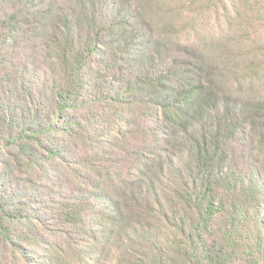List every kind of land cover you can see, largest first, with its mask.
<instances>
[{"label": "trees", "instance_id": "16d2710c", "mask_svg": "<svg viewBox=\"0 0 264 264\" xmlns=\"http://www.w3.org/2000/svg\"><path fill=\"white\" fill-rule=\"evenodd\" d=\"M256 1L262 16L264 0ZM8 5L0 10V59L18 32L11 27L21 24L18 13L48 14L29 8V0ZM74 19L67 12L63 24L46 17L50 29L36 27L48 38L54 79L44 83L47 89L37 88L38 96L29 92L25 104L35 113L28 123L11 117L9 128L19 122V132L6 138L15 158L8 170L24 179L20 191L0 194V264L5 249L26 264L41 257L47 258L43 264H93L101 255L113 257V264H264V97L219 95L200 76L189 84L172 82L152 69L123 85L126 68L135 64L129 37L116 39L118 28H112L111 43L92 32L78 46ZM120 42V51L109 55L106 47ZM252 52L246 71L255 64L260 81L262 47ZM99 59L121 78L102 86V69L96 75L94 68ZM6 78L0 79L4 85ZM94 91L98 100L91 99ZM5 100L0 95L4 125L2 116L12 110ZM178 128L180 148L168 152L162 147L171 141L161 142V133ZM137 131L143 143L125 160L110 161ZM247 131L256 135L249 137L253 146L258 140L252 149L257 160L240 164L230 158V143ZM81 145L86 154L75 162Z\"/></svg>", "mask_w": 264, "mask_h": 264}, {"label": "rangeland", "instance_id": "374dc122", "mask_svg": "<svg viewBox=\"0 0 264 264\" xmlns=\"http://www.w3.org/2000/svg\"><path fill=\"white\" fill-rule=\"evenodd\" d=\"M6 3H1L0 10L9 8V3L19 6V0H6ZM259 4L256 0H29V8H38L48 14L36 15L31 9L18 13L21 24L11 26L17 25L18 32L6 47L4 58L0 59V79L7 77L8 80L5 85L0 81V92L5 95L7 103H12V110L2 116L7 122L5 125L0 123V194L8 197L7 193L20 191L18 182L24 179L8 170L15 158L11 149H6V138L11 132H19V122L9 128L11 117L16 116L21 124L28 123V118H33L35 113H28L30 105L25 104L32 100L29 92L38 96L35 94L38 93L37 88L42 86L41 89H47L44 83L54 79L52 58L45 47L48 38L43 33L36 34L37 25L50 29L44 18L47 17L52 24L58 18L63 24L64 14L71 12L76 18L78 46L86 43L92 32L109 36L107 41L111 43L112 28H118L116 39L121 35L129 37L127 44L135 64L131 63L126 68L128 77L123 85L133 81L142 69H152L159 75L166 73L172 82L189 84L200 76L203 83L214 88L219 95L232 93L249 100L264 97V79H257L256 65L253 63L246 71L247 65L253 62V50L262 47L264 54V11L262 16H258V10H261ZM121 44L108 45L106 51L115 55L122 48ZM254 53L257 54V51ZM107 61L102 64L99 59L94 66L96 75L102 69L101 75L97 76L101 78L102 86L121 78L111 67L107 69ZM91 94L92 100L99 99L97 91ZM256 122L259 123V120ZM162 133L165 135L162 136ZM162 133L161 142L171 141L164 143L162 148L168 152L176 150L177 153L180 147L174 141L182 134L180 128L163 130ZM252 134L247 131L232 139L230 149L235 151L230 156L232 160L240 164H251L257 160V153L254 154L252 149L258 145V140L253 146L249 137L256 135ZM127 143V146L120 147V153L113 151L110 161L116 158L125 160L126 153L143 143L142 132L137 131L133 139H127ZM76 149L74 161L80 162L86 154L84 145ZM163 154L167 153L163 151ZM50 242L70 248L64 239L51 238ZM14 253L12 249L4 250V264H26L20 256L15 259ZM39 254L35 252L34 260L39 258ZM89 254L97 256L96 252ZM113 259L101 255L100 261L98 257L91 260L93 264H113ZM46 260V257H41L37 264Z\"/></svg>", "mask_w": 264, "mask_h": 264}]
</instances>
